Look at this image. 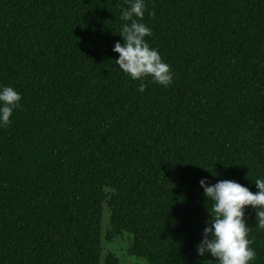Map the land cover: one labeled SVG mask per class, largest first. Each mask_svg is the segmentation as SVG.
Wrapping results in <instances>:
<instances>
[{
    "label": "trees",
    "instance_id": "trees-1",
    "mask_svg": "<svg viewBox=\"0 0 264 264\" xmlns=\"http://www.w3.org/2000/svg\"><path fill=\"white\" fill-rule=\"evenodd\" d=\"M173 82L144 92L113 51L130 0H0V264H216L204 189L264 179V0H144ZM155 12L151 16L150 12ZM109 229L104 234L103 213ZM264 264V229L246 209Z\"/></svg>",
    "mask_w": 264,
    "mask_h": 264
},
{
    "label": "clouds",
    "instance_id": "clouds-1",
    "mask_svg": "<svg viewBox=\"0 0 264 264\" xmlns=\"http://www.w3.org/2000/svg\"><path fill=\"white\" fill-rule=\"evenodd\" d=\"M145 11L144 0H130V7L125 8L121 16L126 22L119 34L124 43L117 42L113 48L119 54L116 64L131 79L140 81V92L146 90L144 81L149 78L164 87L173 82L170 65L146 41L152 31L140 22ZM149 14L154 16L155 12ZM21 99V95L11 87L0 90V124L8 126L11 123L14 111L21 107ZM200 185L207 201L212 204L208 207V226L197 246L199 255L203 257L205 253H210L216 264H250L257 253L250 246L253 240L248 238L251 228L246 222V209L252 207L256 210V225L264 229V179L255 181L256 193L234 180H221L210 185L202 179Z\"/></svg>",
    "mask_w": 264,
    "mask_h": 264
},
{
    "label": "rangeland",
    "instance_id": "rangeland-1",
    "mask_svg": "<svg viewBox=\"0 0 264 264\" xmlns=\"http://www.w3.org/2000/svg\"><path fill=\"white\" fill-rule=\"evenodd\" d=\"M103 224L102 228L104 231V234L109 229V216L108 212L103 213ZM130 246V238L126 235L120 236L112 240V242H104L103 247L105 249V254L108 252H113L118 255L120 258L119 264H145L144 261L140 259H133L129 254H127V249Z\"/></svg>",
    "mask_w": 264,
    "mask_h": 264
}]
</instances>
